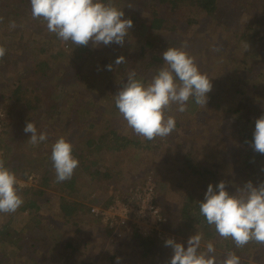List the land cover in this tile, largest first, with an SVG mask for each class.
I'll return each instance as SVG.
<instances>
[{"label":"rangeland","instance_id":"obj_1","mask_svg":"<svg viewBox=\"0 0 264 264\" xmlns=\"http://www.w3.org/2000/svg\"><path fill=\"white\" fill-rule=\"evenodd\" d=\"M2 1L0 0V15L3 16L0 45L6 49V53L0 58V109L6 116L0 131V159L3 158L1 146L11 144L13 151L18 153L12 165L17 164V161L26 163L25 174L21 173L22 176H19L20 174L14 173L17 181H27L32 174L34 181L29 185L31 187L38 185L40 172L37 169L41 168L40 159L49 155L53 144L60 137H64L73 147H78L82 154L89 150L85 143L87 138H96L110 126L133 140L140 138L128 127L118 109L113 107V101L106 98V94L113 91L110 87H115L114 83L121 81L120 77L124 75L121 72L126 74L133 69L137 70L140 46L145 39L153 40L154 48L161 53L167 47H183L194 58L199 70L212 79L213 87L209 94L219 93L226 102L217 106L215 99L208 97L206 106L198 105L196 112H188L183 116L175 108L166 112V116L174 117L179 128L175 127L169 136L157 137L156 149L151 144L150 148L130 144L121 150H110L107 145L98 151L90 150L89 159L99 160V163L107 165L111 170V176L100 180L98 186L87 174L79 172L78 185L83 191H87L84 196L89 197L87 203L90 206L99 207L108 198H112L110 203L116 197L125 200L136 187L151 181L156 203L166 218L164 230L178 236L180 243L186 246L188 237L196 232L185 237L178 235L175 215L184 201L186 191L193 189L195 192H202L206 183L199 174H191L192 169L202 166L215 169L219 180L224 181H227L228 173L236 174L235 169L232 170L234 155L227 144L229 139L232 142L235 140V133L243 125L240 116L244 115L232 117L231 113L246 89V80L250 81L249 85L254 86L247 91V95H255L252 102L254 104L250 107L255 109V114L262 111L256 103L260 91L264 93V42H253L248 46L236 36L249 21L264 25V17L260 19L252 0H219V16L216 20L203 17L197 10L192 15L177 11L176 27L171 32L147 29V15L139 7V12L136 13L138 22L129 30L123 46L112 43L94 48L91 45L92 53L88 60L84 59L83 62V59H70L73 60V66L65 75L54 70L52 74L50 72L43 75L37 66L26 60L27 55H21L28 52L27 43L33 38L42 40L52 36L50 44L56 45L66 56L74 45L66 44L55 37L54 33H50L43 19H33L29 0H18L17 9L15 4L7 0L8 6L1 5ZM12 22H15V28L10 27ZM52 46L49 48L54 51ZM247 49L254 51L257 58L251 59ZM119 56H124L126 62L120 64L117 71L114 62ZM243 58L253 61L258 67L246 80L233 71V68H244L241 61ZM63 61H58L55 68L58 67L61 71L66 69L65 61H69ZM109 64H113L111 71L106 68ZM146 77L145 84L153 76L149 74ZM18 83L29 86L32 92L28 95L36 108H28L25 103L14 105L6 101L5 98H8L11 89ZM115 89L117 90L113 96L120 88ZM36 94L40 96L35 102L33 97ZM90 97H93L96 106L101 104L105 108L102 107L101 111L98 109V113L94 110L99 115L94 119L81 117L75 121V110L81 114L78 111L79 105H86ZM28 121L35 124L38 134L45 132L48 139L35 146L30 144L31 134L23 131ZM234 143L231 147L235 146ZM36 158H40L39 161ZM29 160L32 161L31 165L27 164ZM44 165L55 173L53 164L47 162ZM18 187L21 188L19 185ZM45 190L46 195L41 198L43 204L36 212L28 214L27 211L18 209L10 216V213H0V227L10 222L12 227L28 235L20 247L0 243V264H149L148 258L140 256L136 248L126 243V231L122 227H113L115 229L111 234L106 235L104 228L107 226L100 221L98 223L91 213L74 216L65 223V218L57 213L61 193L52 186ZM20 195L25 202V194ZM64 197L69 201L76 199L69 194ZM36 218L44 223H38V227L34 228ZM68 241L77 246L70 258L63 252ZM207 244L202 240L200 250L206 248ZM165 248L170 259L172 250ZM67 251L71 252V249L68 248ZM250 264L264 263L251 260Z\"/></svg>","mask_w":264,"mask_h":264},{"label":"trees","instance_id":"obj_2","mask_svg":"<svg viewBox=\"0 0 264 264\" xmlns=\"http://www.w3.org/2000/svg\"><path fill=\"white\" fill-rule=\"evenodd\" d=\"M10 1L12 4H15V8L17 9L19 5V1L17 0L15 3L14 0H7ZM105 3L108 0H104ZM111 2L116 6L118 9H122L124 12L123 18H130L133 21V26L135 23L138 22V16L136 15L139 12V7L142 8L143 12L145 11L147 15V29L156 30V31H168L171 32L176 27V17L177 11H181L185 14H195L196 10L199 11V14H203V17H209L211 19L216 20L219 16V0H111ZM255 4V11H257L260 19L264 17V0H252ZM1 5H6V0L1 2ZM30 6V5H29ZM3 17L0 15V18ZM191 21H194L192 19ZM43 22H45L43 20ZM2 21L0 19V25ZM4 24V23H3ZM142 24V22L140 23ZM141 33V32H140ZM238 36V40L243 44H249L256 42L262 43L264 42V25L257 24V22L249 21L247 24L241 27V30L236 33ZM52 36L48 37V39H31L26 46L28 52L22 54L21 56H25L26 60L29 63L37 66L40 69V72L44 74H49L53 72H58L61 75H65L71 67L73 66V60H81L84 59L87 61L90 57L91 51V44L87 46H73L72 51H70L67 56L63 55L61 51L55 45L50 44V39ZM56 37V35H55ZM48 40V41H46ZM50 41V42H49ZM48 43V44H47ZM1 46V45H0ZM52 46L55 50L52 51L49 47ZM254 46V45H253ZM248 55L251 59L257 58V55L254 54V51L247 49ZM29 54V56H28ZM161 51H158L154 48V41L151 39H145L140 46V60L138 63L137 70L133 69L136 72V78L142 80L144 83L147 82L144 79H147V75L151 74L154 76L157 71L165 66L164 61L162 60ZM68 60L69 62L65 61L66 69H62V71L56 67L57 62L63 60ZM73 59V60H70ZM242 63L245 65L244 68H233L234 73L236 72L238 76H242L243 79L246 80V77L251 75V73L258 69L257 65L253 63V61H249L246 58L241 59ZM85 65V64H83ZM82 66V65H81ZM119 69V65H117V71ZM239 70V72H238ZM50 74V75H51ZM123 75L120 77L121 81L119 83H114L115 87H110L113 89L111 93L106 94L109 100L113 101V107H115L114 103V96L113 94L116 92L117 87H121L124 82H126L128 73L121 72ZM145 75V76H144ZM253 79V78H252ZM250 81L246 80L244 82L245 91L241 94L239 102L232 109L231 116L234 117L235 115H244L240 116L243 125L238 129L235 133V140H233L234 145L231 147L233 142L229 139L227 148L231 153L234 155L232 159V165H234L235 173L231 175L228 173V179L226 182H230L228 184L227 190L232 193L235 191V186H241L246 181H252L254 185L264 182V154L256 153L250 147V141L252 140V133L254 131L255 120L262 114H264V93L260 91L259 99L257 101V107L260 106L262 111L260 114H255V109L250 107L253 102L255 95H247V91L254 86L249 85ZM75 86V85H74ZM40 85L37 86L39 88ZM77 88V87H76ZM79 88V87H78ZM81 90V89H80ZM89 90L88 92H90ZM103 91V90H101ZM32 92L29 89V86H25V84L18 83L14 88L11 89L8 98H5L6 101H10L16 105L17 103H25L28 108H33V100L28 95ZM77 92V91H76ZM92 94V91H91ZM104 92L102 93V97ZM39 94H36L33 99L35 102L39 99ZM249 96V97H248ZM208 97H213L217 106L226 102L223 97L219 93L216 95L208 94ZM93 97L88 99L87 104L83 105L80 104L78 111H81V114H78L75 110L76 119L78 121L79 118L84 117L87 119H94L98 114V109H100L101 104H97V106L93 102ZM251 103V104H247ZM10 106V105H9ZM197 104L194 101V98H190L187 102V110L183 113L179 112L180 115H185L188 112H196ZM8 107V106H7ZM178 106L174 105L172 108L177 109ZM10 108V107H9ZM117 109V108H116ZM97 111L93 112V111ZM228 111V110H227ZM99 116V115H98ZM179 128V124L176 123V129ZM174 131V130H173ZM169 136V135H168ZM158 139L155 138L154 140H147L140 136V138H136L135 140L131 139L128 135L117 131V129L113 126H110L109 129L103 133H101L96 138L88 137L85 141L86 145L88 146V152L81 153V150L78 147H73V155L79 161V166L75 169L73 176L71 179L63 181V182H56V174L49 169L44 164L49 162L52 164L50 159L51 157V150L49 155L42 156V158H36V161L40 159V169H37L40 172L38 185L36 187L25 186L24 188H19V194L24 193L26 197V201L23 205L19 208L21 211H27L28 214L34 213L41 208L43 201L41 200L42 197L46 195V188L47 187H56L57 190L61 193L59 196V201L57 204V213L62 215L65 219L64 222L68 223L74 216H81V214L90 213V205H88V198L86 195L87 191H83L82 187L79 184V172L82 171L84 174H87L91 180H94L95 185L100 184V180H104L109 178L111 175V170L107 165H102L99 163V160L89 159L90 150L98 151L102 146L107 145L108 149L110 150H121L122 148L130 145L135 144L141 147L150 148V144L154 146V149L157 148ZM3 148V160L5 162V166L10 167L9 169L13 173L25 174V165L26 163L17 161V164L12 165L14 162V158L17 156V151H13L14 147L11 144L6 143V145H2ZM234 149L236 151H234ZM89 159V160H88ZM43 160V161H42ZM35 161V160H33ZM28 165L32 164V161L29 160ZM102 166L103 168H100ZM7 167V168H8ZM24 167V169H23ZM201 168V169H200ZM200 168L192 169L191 174H199L202 178L205 179L206 183H204L205 189L202 192L194 191L193 189L186 191L184 195V201L181 204L180 209L177 211L175 215V219H177L178 228L176 229V233L180 236H188L192 233H203L204 242H210L209 240H214L211 242L215 247V255L217 256L218 260H222L227 252L231 251L234 252L236 255L240 256L241 264H250L251 260L262 262L264 263V244H260L256 241H250L242 248H236L233 240L231 238H222L220 237L216 231L214 226H209L205 220V218L201 215L199 211V205L204 198V192L207 189V185L209 183L215 186L220 180L216 173L215 169L206 168L202 166ZM53 172V173H51ZM90 187V186H89ZM64 194V195H63ZM72 195L76 199L69 201L64 196ZM83 194V195H82ZM112 199V198H111ZM110 198L104 200L100 205L102 207H106L110 201ZM156 202V200H155ZM11 213L9 214V216ZM37 222H34V228L38 227V223L43 224L44 222L40 221L38 218ZM97 222L99 221L98 218H94ZM176 222V221H175ZM99 223V222H98ZM166 225V223H164ZM126 231V243L132 245L136 248V252L144 257L149 259V264H168L167 259H169L168 254L165 251L164 242L159 240L155 235L143 237L141 236L137 230L133 226H123L122 227ZM115 228L113 227H106L104 228V232L106 235H110L112 230ZM28 235L23 234L22 231L19 229H15L12 227L10 222H6L3 226L0 227V243L5 244H15V246H22L24 242V238ZM209 239V240H208ZM70 248V251L67 249ZM77 249V246L74 245L72 242H67L63 248V252L69 258ZM206 250V248H202L201 251ZM70 254H66L69 253ZM70 255V256H69ZM220 257V258H219ZM243 258V259H242ZM70 264V263H69Z\"/></svg>","mask_w":264,"mask_h":264},{"label":"clouds","instance_id":"obj_3","mask_svg":"<svg viewBox=\"0 0 264 264\" xmlns=\"http://www.w3.org/2000/svg\"><path fill=\"white\" fill-rule=\"evenodd\" d=\"M33 19H43L47 30L54 33L64 43L75 46L92 47L112 43L123 46L125 37L133 27L130 18H123L124 12L111 0H29ZM2 19V18H0ZM15 28V22L10 25ZM6 49L0 46V58ZM165 63L151 81L145 84L136 78V72L128 73L126 82L114 95L115 107L134 134L147 140L166 137L175 129L176 121L166 112L173 105L177 111L187 110V102L194 98L197 105L206 106L208 94L212 90V79L202 73L194 58L183 47H167L162 52ZM119 56L114 64L125 63ZM113 70V64L106 66ZM23 131L30 133L29 143L38 145L48 139L45 132L37 133L33 122H26ZM250 147L256 153L264 154V114L255 120ZM56 182L71 179L79 161L73 155V145L64 137L53 144L50 157ZM220 180L215 186L209 183L199 211L209 226H214L222 238H231L236 248H242L250 241L264 244V182L256 185L246 181L235 186V191L227 190L228 184ZM24 203L19 194L16 175L0 159V213H15ZM203 233L188 237L186 246L173 238L164 241L172 250L168 264H241L240 257L227 252L222 260L215 255V247L209 242L201 251ZM119 260V258H117Z\"/></svg>","mask_w":264,"mask_h":264},{"label":"built area","instance_id":"obj_4","mask_svg":"<svg viewBox=\"0 0 264 264\" xmlns=\"http://www.w3.org/2000/svg\"><path fill=\"white\" fill-rule=\"evenodd\" d=\"M5 116L0 109V131ZM33 181L34 176L31 174L27 181H17V183L20 187H25L31 185ZM89 212L107 227L133 226L143 237L155 235L163 242L167 238L179 241L178 236L163 228L166 218L155 202V189L151 181L136 187L125 200L116 197L106 207L90 206Z\"/></svg>","mask_w":264,"mask_h":264}]
</instances>
